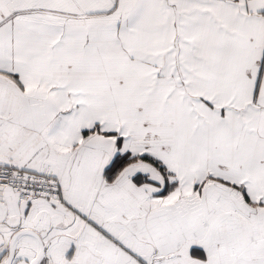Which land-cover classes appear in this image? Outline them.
I'll list each match as a JSON object with an SVG mask.
<instances>
[{"label":"snow or ice","instance_id":"1","mask_svg":"<svg viewBox=\"0 0 264 264\" xmlns=\"http://www.w3.org/2000/svg\"><path fill=\"white\" fill-rule=\"evenodd\" d=\"M0 264H264V0H0Z\"/></svg>","mask_w":264,"mask_h":264}]
</instances>
